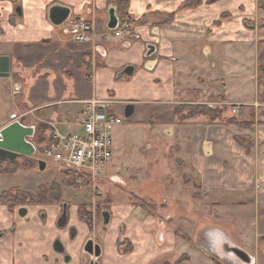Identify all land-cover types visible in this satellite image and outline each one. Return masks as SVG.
<instances>
[{"label":"crops","instance_id":"0c3cea01","mask_svg":"<svg viewBox=\"0 0 264 264\" xmlns=\"http://www.w3.org/2000/svg\"><path fill=\"white\" fill-rule=\"evenodd\" d=\"M184 1L129 0L121 21L108 0H0V55L9 58V75L0 77V128L16 120L34 130L45 125L48 136L81 132L85 101L95 98L123 118L113 131V159L133 134L142 153L171 147L172 171L194 178L192 191L175 188L186 192L180 201L215 214L188 233L171 213L167 228L157 224L156 241L144 231L141 210L112 204L129 225L102 239L74 203L65 227L56 225L59 205L29 206L21 218L0 203V264H81L89 236L101 245L99 264H245L233 248L264 264V0H202L180 9ZM55 5L93 29L74 34L65 22L54 25L48 13ZM110 6L129 33L107 28ZM128 66L132 72L123 73ZM206 104L227 106L223 117L181 116V105ZM34 145L38 152L43 143ZM56 238L68 261L54 250ZM125 239L128 252L118 247Z\"/></svg>","mask_w":264,"mask_h":264},{"label":"rangeland","instance_id":"374dc122","mask_svg":"<svg viewBox=\"0 0 264 264\" xmlns=\"http://www.w3.org/2000/svg\"><path fill=\"white\" fill-rule=\"evenodd\" d=\"M190 106L195 105L180 106V111L185 113V115H181L182 117L192 116V113L189 112L192 108ZM206 106L213 110L217 109L214 113H211V116L206 115L211 121H214L217 117H223L222 111L219 112L218 109L222 107L224 110L227 107L224 104H206ZM37 125H35L34 134ZM65 133V131L62 132V134ZM34 134L29 140L36 144ZM131 137L133 138L130 139L129 137V143L124 147V150H121L120 158L113 159L111 166H109L111 170H107L96 182L79 178L77 174H73L72 176V174H68L69 170H64L59 165L48 160H44L46 162V168L40 171L38 170L37 159H42V157L36 152L31 156L20 155L15 160L18 163V168L15 172L0 173V191L16 186L22 187V189L29 188V190H32L39 183L55 184L59 188L64 201L74 203L77 205V209L79 206H84L83 212L85 218L83 217L82 221L91 224L96 236L102 239L103 236H113L116 233L119 235L125 234L126 226L129 225V223L126 225V221L119 220L121 213L117 209H114L112 204L122 209L128 205L141 210L146 216L144 231L155 235L156 241L158 240L155 234L156 230L158 227H163V225L167 228V220L170 218L171 213L176 214V220L174 219L175 226L183 230L186 227L188 233L192 228L200 227L199 221L203 219L204 221L206 219L213 220L212 217L215 216L214 211L210 209L200 210L199 207L191 209L190 204L186 205L180 201V196L184 197L186 192L183 195V190H181L182 192L179 194L175 191V188H183L186 185L189 188L188 190L192 191L194 186L192 180L194 178L190 179L185 176L175 175L172 171L171 147L165 146V150L157 151L156 156L154 155V150L142 153L141 148L144 147H140L136 143L137 138L134 134ZM26 158L32 160L31 167L27 168L22 166V162ZM0 163L3 167L8 166L9 171L13 170V167L9 166L7 162ZM125 163H128L127 170L117 168L119 167L118 165ZM140 164L144 165L141 171L139 170ZM131 168H133V171H131ZM158 168L163 169L159 170ZM116 170H120V177L114 176ZM71 177H73V180ZM69 179L73 181L72 185L77 188L68 185L70 184L67 182ZM170 197L174 198V200L176 198V202L174 200H171V202L169 200ZM103 210L111 214L110 222L107 225H103ZM131 216L129 214L128 217L130 218ZM150 223L153 224L150 225ZM122 242L119 241L118 245ZM83 257V253L80 252L79 258L84 260Z\"/></svg>","mask_w":264,"mask_h":264},{"label":"built area","instance_id":"2783aa9c","mask_svg":"<svg viewBox=\"0 0 264 264\" xmlns=\"http://www.w3.org/2000/svg\"><path fill=\"white\" fill-rule=\"evenodd\" d=\"M65 29L71 33L87 32L92 25L83 19H67ZM129 33L126 22H121L111 31L114 36ZM123 122V118L111 113L100 100L85 101L80 122L81 132L59 134L50 133L51 141L38 149L43 160L69 170L79 178L96 182L108 170L113 159V131ZM36 149V146H35ZM37 151V150H36Z\"/></svg>","mask_w":264,"mask_h":264},{"label":"water","instance_id":"95a60500","mask_svg":"<svg viewBox=\"0 0 264 264\" xmlns=\"http://www.w3.org/2000/svg\"><path fill=\"white\" fill-rule=\"evenodd\" d=\"M69 9L63 6H52L49 9L48 18L54 25L63 24L69 16ZM119 24V19L116 15L115 8L110 6L108 9V29H115ZM133 68L128 66L123 70V73L130 74ZM9 75V58L6 55H0V77ZM133 106L128 104L125 106L124 116L127 118L131 116ZM34 134L33 126H26L19 121H12L4 127L0 128V162H11L16 160L20 155L31 156L35 153L36 149L34 144L29 140ZM38 170L43 171L46 168V162L42 159L37 160ZM20 216L26 214V209H19ZM66 221L65 211L58 219V225L61 226ZM109 222V213L103 212V224ZM54 249L58 252L63 251V246L59 240L54 241ZM231 247V246H230ZM232 248V247H231ZM95 257L100 255L99 245H95ZM239 254L241 259H244L245 264L252 262V258L243 250L233 248ZM83 251L89 254L93 253V241L88 240L84 246Z\"/></svg>","mask_w":264,"mask_h":264},{"label":"trees","instance_id":"16d2710c","mask_svg":"<svg viewBox=\"0 0 264 264\" xmlns=\"http://www.w3.org/2000/svg\"><path fill=\"white\" fill-rule=\"evenodd\" d=\"M202 0H185L180 4V9L182 8H192L196 7L201 3ZM217 0H207L208 3L214 2ZM109 4H113L116 6V11L119 19L121 21L128 20L129 18V13H128V3L129 0H108ZM223 17H226L227 14H223ZM143 17V16H142ZM141 17V18H142ZM172 16H169V19ZM192 107L189 112H191V115H199V114H204V115H209L211 116V113H214L215 110L217 109H211L210 107L206 105H195V106H190ZM219 112L223 111V108L220 107L218 109ZM224 121L227 120V118L222 119ZM241 124H246L248 125V121H241ZM46 130L45 125L38 124L36 127V131L34 134L35 137V143L36 144H42V143H48L51 141V137L48 135H45L44 131ZM240 143L243 144V138L242 137H237ZM9 166L13 167V170H16L18 168V163L16 161H12L8 163ZM22 166L24 167H31L32 166V160L26 158L22 162ZM10 172L8 166L3 167L0 163V173H7ZM69 171L68 174H73L75 175L74 172ZM73 180V177H71ZM69 179L67 182L70 183L68 184L69 186H72L73 188H77L73 186V181ZM58 191L60 192L59 188L55 184H47V183H41L37 186V191L35 193H30L28 191L21 190L19 188H11L5 191H2L0 194V203L6 204L7 207L9 208L10 211L14 210V207L17 205H24V204H31V205H40V204H49L54 201L53 199V194ZM84 206L78 207V214L79 218L82 220L83 217L85 218L84 214ZM119 250L122 252H128L132 250V246L129 243L128 240H124L122 243L118 245Z\"/></svg>","mask_w":264,"mask_h":264},{"label":"flooded vegetation","instance_id":"af4514ba","mask_svg":"<svg viewBox=\"0 0 264 264\" xmlns=\"http://www.w3.org/2000/svg\"><path fill=\"white\" fill-rule=\"evenodd\" d=\"M35 152H36V151H35ZM37 160H38V159H37ZM14 161H15V160H14ZM11 162H12V161H11ZM7 163H9V162H7ZM16 170H17V169H16ZM16 170H11L10 173L15 172ZM7 173H9V172H7ZM39 184H41V183H39ZM39 184L36 185L35 190H29V189H27V188L22 189V187H19V186H16V187H13V188H19V189H21V190L28 191V192H30V193H35V192L37 191V186H38ZM9 189H11V188H9ZM7 190H8V189H7ZM52 197H53L54 201H53L52 203H49V204H50V205H59V208H60V211H59V213H58V215H57V218H56V225H57L58 227H65V226L67 225V223H68V220H69V207H68V206H69V203L63 200L62 195H61V192L56 191V192L53 194ZM61 198H62V200H61ZM49 204H40V205H34V206H37V207L40 208V207L43 206V205H49ZM29 206H33V205H31V204L17 205V206L14 207V210L11 211V212H16L17 215H18L19 217H21V218H26V216H27V210H28L27 208H28ZM21 208H25V209H26V214H25L24 216H20V214H19V209H21ZM64 211H65V213H66V221H65V223H64L63 225L59 226V225H58V219L61 217V215L63 214ZM103 212H106V211H104V210L102 211V217H103ZM39 213H41V210H39ZM77 213H78V209H77ZM110 215H111V214H109V222H110V217H111ZM78 216H79V214H78ZM109 222H108V223H109ZM85 223H86L87 227L89 228V230H93L91 224H89L88 222H85ZM108 223H107V224H108ZM107 224H103V225H107ZM69 233H70V235H71L72 237H74V236L76 235V233H77L75 227H69ZM90 239L93 241V253H92V254H89V253L83 251V246H84V244H85L88 240H90ZM55 240H59L60 243H61L62 246H63V251H62V252H58V251H57V252L63 254L64 257H65V260L68 261V260H69V256H68V255L66 254V252H65V247H64L63 243L61 242V240H60L59 238H56ZM55 240H54V241H55ZM122 241H124V240H122ZM53 244H54V243H53ZM95 245H99L100 255H99L98 257H95V252H96V250L94 249V246H95ZM53 248H54V246H53ZM54 250H55V249H54ZM55 251H56V250H55ZM82 253H83L85 259L80 261L81 264H99V258L101 257L102 248H101V245L98 243V241H97L96 239H94L92 236H89V237L85 240V242L83 243V245H82Z\"/></svg>","mask_w":264,"mask_h":264}]
</instances>
